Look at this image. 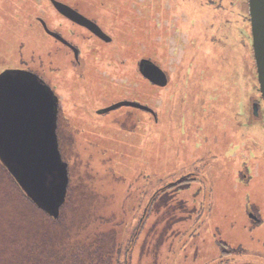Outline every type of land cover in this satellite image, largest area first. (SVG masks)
<instances>
[{
	"label": "rangeland",
	"instance_id": "374dc122",
	"mask_svg": "<svg viewBox=\"0 0 264 264\" xmlns=\"http://www.w3.org/2000/svg\"><path fill=\"white\" fill-rule=\"evenodd\" d=\"M72 1L81 5V0ZM180 4L179 1L177 8H180ZM48 5V0H0V72L9 67L17 68L16 64L21 60L49 83L54 84L57 74L62 77V82H58V85L61 86L66 107L71 113L61 114L62 117L71 126L75 124L79 129L85 130L86 134L84 132L80 138L82 143L89 139L98 144L94 151L64 150L66 154L63 161L68 165V185L71 184L73 192L79 188V191H84L87 196H96L94 207L97 209V217L102 222H111L110 226H103L102 232H116L117 241L125 248L122 250L121 262L127 264L126 261L129 260L130 264H264V214L259 216L260 225L253 229L248 227L250 222L246 202L248 199L255 201V196L250 195L246 189H235L228 180L216 177V166L208 169L205 176L209 197L204 196L203 186H200L201 195L198 198L193 197L192 194L196 193L199 185L185 188V193H182V190L172 195L162 193L167 182L187 169L185 161L191 162L198 155L209 160L213 151L219 156V153L225 155L228 150H234L239 144L232 120L225 122L226 116L236 114L237 111L254 114L252 104L256 99H260L254 61L253 57L251 58L250 30L247 33V46L239 47L235 42L239 34L234 32L230 42L227 36L231 34L223 29V20L232 21L231 16L214 13L210 21L215 28H210L211 32L204 31L203 26L199 24V28L195 29L196 34L199 35V41H205L207 46L205 48L200 45L198 51L195 44L187 47L184 60L180 66L176 65L179 69L170 71L172 75L169 77L167 91L161 92V113L156 114L157 120L152 119L148 127L143 119H140L139 123L137 114H109L106 121H101L94 118L93 114L80 113L85 110L86 105L96 109L119 100L122 94L127 92L128 86H122L120 81L113 85L102 76L99 69L102 66L99 59L95 58L93 43L84 49L87 64L84 74L88 81L82 85L81 90H85L87 94H70V87L74 85V82H71L74 73L67 69V60L56 58L58 53L53 51L50 39L40 29V25L38 28L35 24V16H39L45 24L48 23ZM190 8L195 12L194 7ZM203 13L204 9L201 8L199 13H193L194 18L201 19ZM98 15L101 19V14ZM210 40L212 43L208 42ZM72 41L76 45L80 43L76 38H72ZM136 41V38H133L129 47ZM20 66L18 65V68H21ZM167 67L169 69L168 65ZM96 83H100V88ZM77 84L81 86V82ZM211 88L220 90L218 103L215 102L216 98L210 102L213 97ZM99 94L106 99L102 100ZM146 98L154 104L159 102L154 92L147 93ZM226 103L232 104L229 109L225 107ZM165 109L166 114L163 113ZM257 114H263L264 117V106ZM81 115L85 117L86 124L82 122ZM91 116L93 119H90ZM128 117L130 118L127 121ZM111 122H116L117 126L110 125ZM220 123L223 124L221 128ZM197 126L201 127L200 131ZM249 134L253 141L261 146L264 144L263 127H252ZM176 149H180V152ZM247 151L251 155L249 146ZM238 153L246 152L240 146ZM252 153L255 154L253 151ZM145 157L151 160V164H145ZM253 157L256 160L261 159L258 156ZM224 158L227 157H221L220 160ZM238 158L236 156V159ZM144 177L149 179L147 186L150 182L149 193L146 195L142 194L143 187L145 189L146 186ZM149 198L152 202L156 200L152 210L159 207L157 211H162L160 215L164 214V207L166 210L174 209V212L170 213L173 223L165 230L166 222L159 224L155 217L149 218L146 228L139 232L140 236L136 234L138 238L134 243L133 228L143 210V206L140 208L138 204L141 200L147 202ZM137 207L140 211H137ZM11 212L16 211L4 214L9 215ZM30 213L34 214L33 211ZM16 223L18 224L19 220H16ZM153 224L156 225L152 226ZM149 228L150 240L143 244L144 234ZM220 242L227 245L226 250L237 251L234 252L237 254L228 259L221 258V249L218 247Z\"/></svg>",
	"mask_w": 264,
	"mask_h": 264
},
{
	"label": "flooded vegetation",
	"instance_id": "af4514ba",
	"mask_svg": "<svg viewBox=\"0 0 264 264\" xmlns=\"http://www.w3.org/2000/svg\"><path fill=\"white\" fill-rule=\"evenodd\" d=\"M179 1L181 3L180 8H177ZM48 2V6L50 7L47 12L49 13V18L48 23L45 25L57 38L46 34L39 16L34 17L35 24L38 28L41 27L40 29L50 39L53 51L58 53L56 58L60 60L61 57L67 60V69L74 73L72 74L73 80L71 81L74 82V85L70 87V94L74 96L87 94L85 90H81L82 85L88 81L84 74V67L87 65L85 63L84 49L87 45L93 43L95 44V58L99 59L100 66H102L99 68L102 76L113 85L115 82L120 81L119 83L122 86H128L127 92L125 91L126 93L122 94L119 100L96 109H93L90 105H86L84 107L85 110L80 111L81 114H93L94 118H98L101 121H106L109 114H132L131 116L137 114L139 123H141L140 119H143V122L145 121L148 127L151 125L152 119L156 121V114H160L159 109L162 110L163 107L161 92L167 91L169 77L172 75L170 71L174 68L179 69L176 65L182 63L185 58V50L191 44L196 45V51L200 49V45L206 48V42L201 43L202 41H199V35L196 34L197 31L195 29L196 27L199 28L200 24L203 26L204 31L211 32L212 30L209 29L215 28V25L213 24L212 26L210 21L214 13H225L231 16L230 19L232 21L228 19L223 20V29L231 34L227 36L230 42H232L231 39L234 32L235 34H239V38L237 37L235 40L236 45L239 47L247 46V33L250 30L248 0H81V5L79 3L76 4L72 0H48ZM56 4L63 5L88 20L95 27L96 32L94 33V31L69 20L68 17L58 11L55 7ZM190 7H194L196 13H199L201 8L204 9V15L201 18L203 20L197 17L194 18L193 13L195 12ZM98 13L101 14V19ZM237 24L240 25L237 26ZM63 33L67 35L65 36ZM72 38L79 39V45H76L72 41ZM133 38H136L137 41L129 47L130 41ZM208 42L212 43L211 40ZM16 65L17 68H6L0 74L5 71H19L25 75L31 73L55 97L57 102L55 132L59 151H94L98 144L91 142L89 139H87V142L82 143L80 138L85 130L79 129L75 124L71 126L68 122L66 123L61 115L71 113L66 107L61 86L58 85V82H62V77H59L57 71L54 70L57 76H55L54 84H52L42 79L36 70L31 69L29 65L24 64L21 60ZM18 65H21V68H18ZM147 66L156 67L162 72L164 76L163 84H155L144 76V69ZM92 81L95 82V80ZM65 82L68 83L66 80ZM77 82H81V86ZM96 84L100 88V83ZM101 85L103 86V84ZM149 92L156 94V97L159 98L158 103L154 104L147 100L146 94ZM143 94L145 97H143ZM99 95L102 100L106 99L102 97V94ZM258 96H260V99H256L251 107L254 114H243V112L237 111L236 114H227L228 116H226L225 122L229 123L232 120V125L237 131L236 136L238 135L237 138H239V144L236 145L235 149L228 150L225 155L219 153L220 156L213 151L209 160L198 155L191 162L185 161L187 169L185 168L184 170L188 172L184 173V171L175 179L167 182L164 186L165 190L162 192L163 195H172L181 190L182 193H185V188L199 185L196 193L192 194L193 197L198 198L201 195L202 189L200 186L205 188L204 196L207 195L209 197L208 181L205 176L208 169L216 166V177L220 180H228L232 182L235 189L238 187L246 189L250 195L255 196V201L248 199L246 202L247 217L250 222L248 227L253 229V227L261 224L259 216L264 214V144L262 146L259 145L258 142L253 141V138L249 134V129L252 127L260 125L264 128L263 114H257L263 108L264 102L260 92ZM121 102L137 104L139 107L122 106L113 110H106ZM70 104L73 107V103L70 102ZM231 105L226 103L225 107L229 109ZM120 110H126L127 112H118ZM163 113L166 114V109ZM130 117L126 118V120L128 121ZM81 119L86 124L83 115H81ZM90 119H93L92 116ZM110 125L117 126L116 122H111ZM222 126L223 124L220 123L219 127L221 128ZM197 130L200 131L201 127L197 126ZM105 131L107 132L106 129ZM60 133H62V136H60ZM240 146L243 147V150L247 154L238 153ZM247 146L255 154L251 151L250 155L247 151ZM176 151L180 152V149H176ZM236 156L239 158L236 159ZM253 156L261 157V159L256 160ZM221 157H227L224 160L222 159L225 161L224 164L220 160ZM145 164H151V160H147L145 157ZM148 181L149 179L144 177L145 185ZM149 188L150 182L148 186H145V189L143 187L142 194H148ZM155 201L153 200L152 202L149 198L147 202L144 203L141 200L138 204L140 208L143 206V210L139 221L133 228L135 230L134 243L135 239L138 238L137 235L140 236L139 232L146 228L149 218L155 217L159 224L166 222L165 230L166 227L168 228L173 223L170 213L174 212V209L166 210V207H164V214L160 215L162 211L158 213L159 207L152 210ZM139 207H137V211H140ZM156 213L158 214L156 215ZM154 225L156 224L152 226ZM150 237L151 228L144 234L143 244H145L146 240L149 241ZM218 247L221 249V258L227 257L225 259H228L232 255L237 254L234 253L237 251L226 250L225 247L227 245L222 242L218 243Z\"/></svg>",
	"mask_w": 264,
	"mask_h": 264
},
{
	"label": "water",
	"instance_id": "95a60500",
	"mask_svg": "<svg viewBox=\"0 0 264 264\" xmlns=\"http://www.w3.org/2000/svg\"><path fill=\"white\" fill-rule=\"evenodd\" d=\"M58 11L78 25L96 32L85 18L56 4ZM252 55L259 92L264 102V0H248ZM47 35L51 33L41 22ZM144 76L161 85L164 76L156 67L147 66ZM122 106L139 107L121 102ZM57 102L53 94L31 73L5 71L0 74V162L37 208L57 218L65 203L68 187L67 165L57 145Z\"/></svg>",
	"mask_w": 264,
	"mask_h": 264
},
{
	"label": "trees",
	"instance_id": "16d2710c",
	"mask_svg": "<svg viewBox=\"0 0 264 264\" xmlns=\"http://www.w3.org/2000/svg\"><path fill=\"white\" fill-rule=\"evenodd\" d=\"M210 90V102L216 98L218 103L219 88ZM65 154L60 152L62 160ZM68 186L65 203L53 218L26 197L0 162V264H126L116 232L101 230L111 222L97 217L96 196ZM10 211L17 213L4 214ZM129 254L130 249L128 259Z\"/></svg>",
	"mask_w": 264,
	"mask_h": 264
}]
</instances>
